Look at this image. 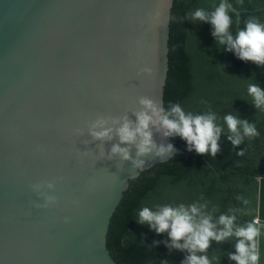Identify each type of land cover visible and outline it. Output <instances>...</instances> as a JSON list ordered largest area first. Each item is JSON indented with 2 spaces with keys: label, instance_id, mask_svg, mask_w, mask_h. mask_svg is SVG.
Instances as JSON below:
<instances>
[{
  "label": "water",
  "instance_id": "95a60500",
  "mask_svg": "<svg viewBox=\"0 0 264 264\" xmlns=\"http://www.w3.org/2000/svg\"><path fill=\"white\" fill-rule=\"evenodd\" d=\"M173 6L0 0V264H116L107 234L130 181L183 153L158 124L140 156L116 133L147 111L141 98L164 110ZM101 127L109 135L94 137ZM257 217L264 264V178Z\"/></svg>",
  "mask_w": 264,
  "mask_h": 264
},
{
  "label": "trees",
  "instance_id": "16d2710c",
  "mask_svg": "<svg viewBox=\"0 0 264 264\" xmlns=\"http://www.w3.org/2000/svg\"><path fill=\"white\" fill-rule=\"evenodd\" d=\"M230 2L240 11L238 26V15L229 8V31L233 36L251 16L264 21V0ZM218 3L219 0H174L164 89L165 112L171 103H178L186 114H215L214 123L221 127L218 149L211 155L207 151L198 153L178 134L170 135L183 153L130 181L111 219L107 249L116 264H185L190 254L187 248L172 246L168 230L157 233L148 222H138L137 213L142 207L158 211L165 205H183L187 209L194 204L198 208L195 218L210 217L214 230L223 228L218 223L221 214L235 217L234 228L256 216L257 178L264 175V105L254 104L247 86L254 84L264 90V64L238 58L232 50H226V45L218 43L209 21L193 19L191 13L196 8L210 12ZM226 114L253 125L257 134L245 135L237 125L241 142L234 145L228 138L233 133L223 120ZM224 239L227 245L222 250L220 241L209 238L205 248L206 257H211L207 258L209 264H236L230 254L235 253L238 238ZM177 243H183V239ZM203 251L195 254L203 255Z\"/></svg>",
  "mask_w": 264,
  "mask_h": 264
},
{
  "label": "clouds",
  "instance_id": "9594fccd",
  "mask_svg": "<svg viewBox=\"0 0 264 264\" xmlns=\"http://www.w3.org/2000/svg\"><path fill=\"white\" fill-rule=\"evenodd\" d=\"M228 12L229 6L224 0H219V3L215 4L210 12H206L203 8H196L191 15L193 19L209 21L213 26V36L216 37L219 44L227 46L226 50H232L240 59L264 64V21L251 16L244 21L243 27H238L239 29L233 36L229 31L232 20ZM239 22L238 19V26ZM247 91L253 97L254 104L257 107L264 105V90L257 85L249 84ZM139 103L147 111L142 110L136 113L134 126L124 119L116 129L119 141L135 143L137 156L145 154L155 147L151 140L149 124H158L164 130V135L178 134L186 140L190 148H194L198 153L207 151L211 155L217 151V138L221 132V127L214 123V113L192 114L189 112L186 114L178 103H171L169 110L165 112L163 109L157 108L147 98H141ZM223 120L227 129L233 133L228 138L234 145L241 142V136L237 132V125L242 127L245 135L255 136L257 134L253 125L239 120L231 114L224 115ZM102 123L103 121H97L93 128ZM110 131L111 129L101 127L99 131H92L91 134L96 138H101L108 136ZM170 149L171 145L161 146L157 149V155L163 154ZM111 153L119 154L121 159H129L127 148H122L117 144L112 145ZM242 154V152L238 153V155ZM142 163V160L133 161L135 166H139ZM262 178H264V175L257 178L256 216L253 221L246 222L243 226L234 228L233 221L235 217L221 214L218 217V223L223 225V228L214 230L210 217L203 216L199 220L195 218L198 208L194 204L189 205L187 209L183 205L175 208L165 205L158 211L142 207L137 213L138 222H148L149 226L155 228L157 233L168 230L173 247L190 250L185 264H209L208 259H211V257H206L205 249L209 238L220 241V248L223 250L227 245L224 238L229 236L238 238L235 243V253L230 254V259L234 260L236 264H256L257 237L259 233L256 224L258 223L259 184ZM244 203H247V200ZM181 239H183V243H177ZM197 250H204L202 252L203 255L197 256L195 254Z\"/></svg>",
  "mask_w": 264,
  "mask_h": 264
}]
</instances>
